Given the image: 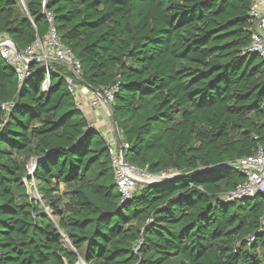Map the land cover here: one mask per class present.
I'll return each instance as SVG.
<instances>
[{"label": "trees", "instance_id": "trees-1", "mask_svg": "<svg viewBox=\"0 0 264 264\" xmlns=\"http://www.w3.org/2000/svg\"><path fill=\"white\" fill-rule=\"evenodd\" d=\"M25 1L0 0V33L22 51L49 30L43 0ZM251 3L48 0L82 81L117 86L126 160L176 174L122 200L107 141L68 90L71 69L51 60L44 90L41 62L20 82L0 55V264H264V194L223 197L245 179L237 161L264 149ZM32 159L43 205L25 181Z\"/></svg>", "mask_w": 264, "mask_h": 264}, {"label": "built area", "instance_id": "built-area-1", "mask_svg": "<svg viewBox=\"0 0 264 264\" xmlns=\"http://www.w3.org/2000/svg\"><path fill=\"white\" fill-rule=\"evenodd\" d=\"M42 7L43 14L49 24L47 37L45 39L39 37L34 44L22 51L23 57L18 54L14 41L8 35L0 33V55L15 67L18 80L23 82L31 75L30 65L33 62H41L46 72V76L42 82V89L45 90L51 83V72L54 71L49 63L51 60H58L71 69L73 76L67 77L66 80L68 90L74 96L77 107L82 111L87 109L96 111L105 121L109 117L114 122L115 130L110 124L107 125L109 127L107 146L112 160L115 182L122 200L130 199L140 185H146L142 183L157 182L174 176L176 171L153 174L147 168H140L126 160L125 151L129 147V144L124 141L120 144L119 132L113 113V102L117 86L94 89L82 81V64L73 50L60 40L55 24V13L48 8V0L42 1ZM249 13L252 22L249 29L252 32V37L245 52L257 53L263 58L264 62V0H252ZM85 100L87 101L85 102ZM11 107L12 102L2 104V108L7 112ZM89 124L95 127L91 123ZM32 160L35 161L34 159ZM236 166L243 172L245 179L239 182L232 190L224 193V199L238 200L244 197L255 196L258 193L264 194L263 147L259 146L252 155L239 159ZM34 169L35 165L30 170L32 174ZM27 180L25 178L28 186V184L32 183V180L30 183ZM33 180L35 179L33 178ZM262 230H264V226Z\"/></svg>", "mask_w": 264, "mask_h": 264}, {"label": "rangeland", "instance_id": "rangeland-1", "mask_svg": "<svg viewBox=\"0 0 264 264\" xmlns=\"http://www.w3.org/2000/svg\"><path fill=\"white\" fill-rule=\"evenodd\" d=\"M21 3H22V7H23V8H26V1H25V0H21ZM262 59H263V58L260 57V60H262ZM86 101H87V100H85V102H86ZM88 110H89V109H88ZM86 111H87V110H86ZM86 111H83V112H85V115H86V118H87L88 122L91 123L92 125H94L95 128L99 129V128L97 127V123H96V121H94V119H93V115H90L89 112H86ZM101 118H103V117L101 116ZM95 124H96V125H95ZM109 124H110V125L113 127V129L115 130V126H114V122H113L112 118H109V117H108V119H107V121H105V124H104V125H109ZM115 134H116V133H115ZM29 163H30V164H29V166H27V169H28V172H29L30 177H31V179H32V183H31V184H28V193L30 194V196H31L32 198H37V199L41 202V204L43 205L44 203H43L42 197L40 196V194L38 193V191H37V189H36V187H37L36 180H33V178H32V173L30 172L32 166L35 165V161L31 160ZM46 210H47V213L49 214V216H50L51 218H54V216L52 215V212H51L48 208H46ZM78 264H85V263L81 260V262H79Z\"/></svg>", "mask_w": 264, "mask_h": 264}, {"label": "crops", "instance_id": "crops-1", "mask_svg": "<svg viewBox=\"0 0 264 264\" xmlns=\"http://www.w3.org/2000/svg\"><path fill=\"white\" fill-rule=\"evenodd\" d=\"M86 112H89L90 115H93V119H94V121H96L97 127L99 128V130L101 131V134L104 136V138L107 141L108 137H109V127L107 125H104L105 120L103 118H101V115H99L96 111H93L91 109H89V110L87 109Z\"/></svg>", "mask_w": 264, "mask_h": 264}, {"label": "water", "instance_id": "water-1", "mask_svg": "<svg viewBox=\"0 0 264 264\" xmlns=\"http://www.w3.org/2000/svg\"><path fill=\"white\" fill-rule=\"evenodd\" d=\"M15 46H16V49H17L18 54H19L21 57H23V52H22V50H21L16 44H15ZM35 62H36V61H35ZM114 121H115V124H116L117 129H118V125H117V122H116V118H115V117H114ZM118 132H119V141H120V144H121L122 141H123V139H122V135H121L119 129H118ZM213 167H219V166H213ZM171 178H172V177L165 178V179H162V180L157 181V182H164V181H167V180H169V179H171ZM153 183H156V182H149V183H142V184H153Z\"/></svg>", "mask_w": 264, "mask_h": 264}]
</instances>
